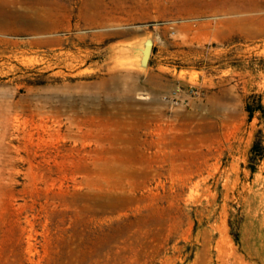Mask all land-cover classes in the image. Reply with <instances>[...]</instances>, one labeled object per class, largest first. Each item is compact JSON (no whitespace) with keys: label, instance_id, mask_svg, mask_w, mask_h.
<instances>
[{"label":"rangeland","instance_id":"obj_1","mask_svg":"<svg viewBox=\"0 0 264 264\" xmlns=\"http://www.w3.org/2000/svg\"><path fill=\"white\" fill-rule=\"evenodd\" d=\"M54 1L0 27V264H264V0Z\"/></svg>","mask_w":264,"mask_h":264},{"label":"bare ground","instance_id":"obj_2","mask_svg":"<svg viewBox=\"0 0 264 264\" xmlns=\"http://www.w3.org/2000/svg\"><path fill=\"white\" fill-rule=\"evenodd\" d=\"M25 3L27 4L26 8H28L25 11L15 10L13 8L7 9L5 5L4 6L0 5V24H1L0 27L5 29V30L10 29L13 32L14 31L19 32V30H21V29L28 30L27 29L28 28L27 23L30 22L31 19L37 20V21L43 20V21H45V23H47L48 22L47 18H50V16L56 17L58 15V10H57L58 9V3L54 0L53 1H50V0H25ZM26 19H30V20L28 21ZM21 21H27L26 26H22L21 23H24V22H21ZM42 22H40V23H42ZM32 24H34V22ZM29 27H30V25H29ZM33 29H34V31L37 30V29L35 30V28H33ZM43 29H44V26H43ZM30 31H32V30H30ZM41 31L43 32V30H41ZM23 32H25V31H23Z\"/></svg>","mask_w":264,"mask_h":264},{"label":"water","instance_id":"obj_3","mask_svg":"<svg viewBox=\"0 0 264 264\" xmlns=\"http://www.w3.org/2000/svg\"><path fill=\"white\" fill-rule=\"evenodd\" d=\"M152 50V38L151 37H147L143 43V47L141 48V63L142 64H146L148 59H149V55L151 53Z\"/></svg>","mask_w":264,"mask_h":264},{"label":"trees","instance_id":"obj_4","mask_svg":"<svg viewBox=\"0 0 264 264\" xmlns=\"http://www.w3.org/2000/svg\"><path fill=\"white\" fill-rule=\"evenodd\" d=\"M260 102V101H259ZM258 106L259 108H262L263 109V112H264V107L261 103H258ZM247 109L249 110V115L251 116L253 114V108H251L250 106H247ZM260 144V140H255L253 142V145H252V150H255Z\"/></svg>","mask_w":264,"mask_h":264}]
</instances>
